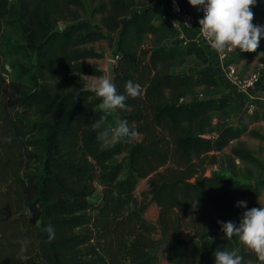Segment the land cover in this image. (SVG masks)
I'll use <instances>...</instances> for the list:
<instances>
[{"label":"trees","instance_id":"1","mask_svg":"<svg viewBox=\"0 0 264 264\" xmlns=\"http://www.w3.org/2000/svg\"><path fill=\"white\" fill-rule=\"evenodd\" d=\"M159 2L168 0H0V32L19 27L36 54L27 87L6 81L0 54V264H155L162 248L169 264H214V252L225 248L238 249L242 264H264L217 223L238 222L245 209L236 202L259 195L260 182L204 172L191 183L194 158L207 155L219 165L225 149L231 166L236 159L263 166L242 137L264 140V133L227 118L216 139L202 136L213 111L234 97L219 96L218 71L197 41L166 43L177 32L166 15L156 22ZM263 12L259 6L257 13ZM101 40L116 42L117 91L126 95V108L116 111L144 135L140 141L104 142L98 133L117 123L110 113L100 129L92 127L102 98L84 87L83 76L103 73L89 61L101 55L91 46ZM192 55L198 72L176 71ZM129 80L140 85L135 97L126 93ZM198 87L203 98L185 99ZM172 162L175 167L161 169ZM144 178L149 188L139 199L135 190ZM97 180L103 194L95 204L90 197ZM149 202L161 209L160 237L144 218ZM21 208L30 214L13 217ZM177 209L194 231L191 240L181 238L183 228L175 223L181 217L172 222Z\"/></svg>","mask_w":264,"mask_h":264},{"label":"rangeland","instance_id":"2","mask_svg":"<svg viewBox=\"0 0 264 264\" xmlns=\"http://www.w3.org/2000/svg\"><path fill=\"white\" fill-rule=\"evenodd\" d=\"M259 6L260 7L264 6V0H257V3H255L254 6L252 7V11L254 13L253 23L264 25V12L261 14L257 13ZM87 8L89 15L91 11L89 4L87 5ZM59 25L61 26L62 23H60ZM91 46H93L96 50L100 51L101 55L99 57L90 59L89 60L90 63H93L102 69L103 73L101 75H106V72L103 68L107 65V62L110 59H114L116 53V42L111 44L107 40H101L94 44H91ZM29 49L26 44V38L24 37L19 27H15V26L2 27V30L0 32V54L3 63L2 72L7 82H13V81L18 82L25 87L30 85L31 79H30L29 71H34L35 69L36 54L34 51ZM259 51L263 52V56H264V51L259 50V46H258V48L255 51H238L233 53L231 55L230 61H232L235 64H238L239 61L244 60V63L248 64L247 66H245L246 69L244 68L245 70H247L246 72H244V74H247L251 70L257 68L258 63H256L254 67H250V64L252 61L255 60V58H258ZM258 59L256 61H258ZM199 67H200L199 59L196 58L194 55H192L189 61L185 64L184 68L181 69V71L182 72L189 71L192 73H197ZM101 75L98 76L84 75L83 77L86 80V84H87L92 79L97 78ZM218 78L221 83V90H222V93L219 96L226 97L227 84L220 77L219 73H218ZM259 91L264 93V89H260ZM203 93H204V88L198 87L197 93L194 95V97L196 99L203 98L204 97ZM257 94L261 95L258 92ZM234 98H232L231 101L232 104H230L229 106L227 107L225 106L223 109L213 111V124L211 127L220 128L222 123L227 118H230L231 120L232 119L234 120L233 124L235 126L248 125L249 127L250 123H255V127L253 126L252 128L262 129L261 128L262 124H260V122L264 123V102L257 103L256 111L253 114H250L244 110H240L239 108L240 106L236 101V99ZM109 113L112 115V120L114 122L119 121V115L116 110H112ZM143 136L144 135L142 133H138V135L134 137V141L142 140ZM242 139L249 146V148H251L254 154L261 159L263 166L242 161L240 159H236L231 166L226 161V155L229 153V149H225L224 151L218 153V160H217V163L219 164L217 165L218 170L220 173L231 176L234 180L253 182V183L260 182L259 195L241 196L239 197L238 200H245L247 204H250L253 207L264 206V181L261 182V180H264V140L249 135H244ZM123 156L124 154L121 155L120 157ZM209 159L210 158L207 155L201 156L199 158L196 157L194 158L193 165H195L197 172H195L194 177L192 179L195 180V177L201 175L204 172L206 173L207 171H212L211 173L215 172V170L212 169L214 163H209L208 162ZM36 166H37L36 163L29 162V171H36ZM167 167H175L174 162L161 167V169L164 170ZM148 188H149L148 179L147 178L141 179L137 184L135 190V196L141 199L143 197V193L147 191ZM2 189L3 191H5L3 187ZM2 193L0 194L1 207H2L1 204L5 202ZM102 194H103V185L99 182V180H97L95 182V192L90 197V201L95 204L100 203L102 200ZM20 213H23L25 216H28L30 214L29 208H25V209L21 208V210L17 214L13 213L12 216L16 217ZM242 214L243 211H239L237 213L238 220L241 218ZM160 216H161L160 207L155 202H149V205L144 212V218L148 221V223H151L155 227V235L157 237H160V225H159ZM185 216L186 215L183 214V212L180 209H177L176 213L172 214L173 217L172 222H174L177 219V217H181V219H179V221L177 220L175 223H178L177 225L183 228V232L185 235H192L193 238L194 231L188 227L187 220L186 218H184ZM188 217L189 216L187 215V218ZM155 264H169L166 257V250L164 248H162L159 251L158 260Z\"/></svg>","mask_w":264,"mask_h":264},{"label":"clouds","instance_id":"3","mask_svg":"<svg viewBox=\"0 0 264 264\" xmlns=\"http://www.w3.org/2000/svg\"><path fill=\"white\" fill-rule=\"evenodd\" d=\"M188 2L202 10L204 15L199 19L202 34L208 40L210 46L222 51L225 48H239L241 51H255L264 37V25L254 24L251 6L257 0H188ZM89 91L101 97L99 108L102 115L92 127L100 129L107 119V114L116 109L126 108L124 103L126 95L117 91L114 74L101 75L89 81L85 86ZM126 93L129 96H137L140 85L132 80L126 82ZM99 137L104 142H118L122 138L132 139L138 135L137 130L130 128L125 119L119 120L115 125L103 128ZM10 141L11 137H5ZM195 181H191L194 183ZM198 201L192 202L196 208ZM237 207H243L241 218L238 222L233 220H218L221 231L227 238L234 235L247 247L253 249L261 260H264V206L247 207L245 200L236 202ZM48 232H53L52 225L46 226ZM214 264H242L243 257L238 254V249H217L214 252Z\"/></svg>","mask_w":264,"mask_h":264},{"label":"built area","instance_id":"4","mask_svg":"<svg viewBox=\"0 0 264 264\" xmlns=\"http://www.w3.org/2000/svg\"><path fill=\"white\" fill-rule=\"evenodd\" d=\"M165 5L163 16L166 15L168 17L177 32L176 37L172 38L173 44L187 45L191 39L187 36L186 31L188 29L197 28V34L194 40L197 42L200 41L209 49L214 50L216 61L219 64L217 71L226 84L235 86L239 91L246 93V95L250 97H252L253 91L257 88L258 83L264 84V62H261L255 70L243 74L238 70L237 65L230 61L231 55L235 53V48H225L222 51H217L210 46L208 40L202 34L199 25V19L204 15L202 10H198V15L196 17L193 11L184 6L181 0H168ZM117 58L118 55H115L114 60L116 61ZM188 98L191 99L195 97L192 95L185 99ZM245 109L247 113L253 114L256 111V104L249 102ZM219 129L220 128L215 127L205 129L202 136L216 139L219 134ZM212 169H214L216 173H220L217 164L213 165Z\"/></svg>","mask_w":264,"mask_h":264},{"label":"crops","instance_id":"5","mask_svg":"<svg viewBox=\"0 0 264 264\" xmlns=\"http://www.w3.org/2000/svg\"><path fill=\"white\" fill-rule=\"evenodd\" d=\"M181 2L184 4V6H186L188 9H190L191 11H193V13H194V15L197 17V15H198V8H197V6H193V5H191L189 2H188V0H181ZM165 3H156L155 4V7L157 8V13H156V16H155V20H156V22H159V20L162 18V16H163V11H164V9H165ZM254 5H252L251 6V8L253 7ZM186 34H187V36L188 37H190V39H195V37H196V34H197V28H193V29H188L187 31H186ZM172 38L171 39H169V40H167L166 41V43L168 44V45H171V44H173L172 43ZM196 41V40H195ZM199 45H201L205 50H206V52H207V54L209 55V65L210 66H212V67H214V68H216L217 70H218V67H219V64H218V62L216 61V56H215V52H214V50H212V49H209L208 47H206L202 42H200V41H198L197 42ZM238 51H241L239 48H237L236 50H235V52H238ZM263 52H260L259 51V54H258V58L260 59H258V58H255V60L254 61H252L251 62V64H250V67H254L255 65H256V63H258V65L261 63V62H264V61H262V60H264L263 59ZM258 59V61H256ZM246 61V60H245ZM260 61V62H259ZM237 65V67H238V70L241 72V73H243L244 74V72H246L247 70H245L246 68H245V66H247L248 64H246V63H244V60H242V61H239V63L238 64H236ZM184 66L185 65H183V66H181V67H179V68H177L176 69V71H178V72H182L181 71V69H183L184 68ZM245 68V69H244ZM245 70V71H244ZM255 70V69H254ZM251 71H253V70H251ZM250 71V72H251ZM260 89H264V84H262V83H258V85H257V88H255L254 89V91H253V95H252V97H250V96H248V95H246V93H244V92H241V91H239V89H237L235 86H232V85H230V84H227V95H233L236 99H237V101H238V103H239V108H240V110H246L245 109V107H246V105L249 103V102H253L254 104H257V103H261V102H264V93L263 92H260L259 90ZM257 92L258 93H260L261 95H259V94H257ZM232 122H234V120L232 119ZM260 124H262V126H261V128L262 129H260V128H258V129H260V131L262 132V133H264V123H262V122H260ZM255 127V123H250L249 124V127L250 128H252V127Z\"/></svg>","mask_w":264,"mask_h":264},{"label":"water","instance_id":"6","mask_svg":"<svg viewBox=\"0 0 264 264\" xmlns=\"http://www.w3.org/2000/svg\"><path fill=\"white\" fill-rule=\"evenodd\" d=\"M58 29H59V26H57L53 31H56ZM109 68H110V73L114 74V79H115V83H116L117 72H116V61L114 59H110L107 62V65L103 68L105 70L106 74H108ZM206 175L210 176L211 172L207 171ZM191 181H194V179H191ZM181 238L184 239V240H191L192 239V235H188V236L183 235Z\"/></svg>","mask_w":264,"mask_h":264}]
</instances>
